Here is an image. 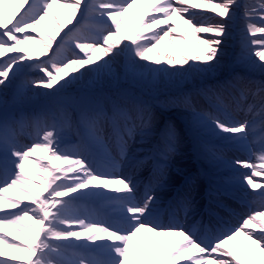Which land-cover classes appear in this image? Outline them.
Here are the masks:
<instances>
[{
    "label": "snow or ice",
    "instance_id": "obj_1",
    "mask_svg": "<svg viewBox=\"0 0 264 264\" xmlns=\"http://www.w3.org/2000/svg\"><path fill=\"white\" fill-rule=\"evenodd\" d=\"M145 2L151 7L133 32L127 13L136 0H0V86L11 83L25 62L31 67L36 61L41 75L30 83L50 90L54 97L53 108L30 118H0V264H146L139 246L132 245L133 238L142 232L151 233L144 252L153 256L157 254L150 247L154 237L177 238L166 252L164 264H178L182 259L184 264H245L226 247L238 236L250 242L249 256L253 245L264 253V203L231 226L210 227L211 221L209 225L201 222L198 234L179 222H158L153 191L149 188L138 195L136 183L116 171L126 161L134 138L150 134L151 116L145 106L135 101L122 103L118 97L106 110L101 99L90 93L71 100L59 96L86 74L101 72L122 55L131 76L139 78L137 83L144 79V72L137 68H147L148 75L154 76L188 71L197 63L210 67L220 55L228 22L238 6V0ZM56 4L66 24H60L52 11ZM206 12L213 16L205 19ZM244 17L254 55L264 61V0L258 9L246 5ZM69 24L73 26L67 27ZM37 43L40 55L33 56L25 46ZM259 68L264 72V63ZM257 91L262 94L264 112V82ZM69 105L78 113L88 136L102 146L104 126L110 127L108 139L114 141L117 152L112 155L105 146V162L99 166L83 152L61 147L64 129L70 126ZM26 119L35 123L36 138L20 143ZM199 120L214 133L228 134L225 139L245 144L254 153V158L233 163L248 169L240 179L251 189H259L264 200V183L254 179L264 176V137L258 145L247 144L253 127L248 119H222L206 112ZM175 140V130L169 129L164 146L137 163L150 161L163 177ZM34 179L40 181L39 186L34 185ZM92 203L112 209L113 216L99 218V212L88 208ZM192 203L188 191L180 207L186 210ZM5 228L14 230L23 241L10 238Z\"/></svg>",
    "mask_w": 264,
    "mask_h": 264
},
{
    "label": "bare ground",
    "instance_id": "obj_2",
    "mask_svg": "<svg viewBox=\"0 0 264 264\" xmlns=\"http://www.w3.org/2000/svg\"><path fill=\"white\" fill-rule=\"evenodd\" d=\"M259 2L260 0H238V6L234 9L232 19L230 20V24L227 25V34L223 37V43L221 45V51L220 55L217 58L216 61H213L211 66L203 65V64H194V66L189 69L188 71H180L176 72L175 70H172L171 72H160L157 73V82L160 84H164L165 82L169 83L172 81L173 84L179 85L180 87L185 88H192L195 89V95L191 96V103L193 106H196L202 110H204L202 103L200 99L205 95L209 99L214 98L213 94L214 91L217 93V97H219L218 100H220L221 106H224V108H227L228 111L231 113V115H248L250 113H255L257 111H261V93L257 91V87L261 82H264V72H262L259 68L260 63H264V61H260L259 57H256L254 55V49L255 46L250 44V40L252 37L249 36V34L246 31V19L244 17V10L246 5H252L259 8ZM243 6V7H242ZM151 7L150 3L145 2V0H136V3L133 5V7L129 10L127 13V19L131 22L132 30L133 32L138 27L141 17L148 12L149 8ZM53 12L57 13V19L60 24H66V21L64 19V16L62 15V10L59 7V4L53 5ZM199 11V10H198ZM213 16L211 12H206L204 18L210 19ZM200 19L201 17H197ZM180 23L179 21H177ZM75 23V21L73 22ZM72 27L73 25L69 24L67 27ZM181 27H184L181 23ZM45 30L50 33L51 29H48L47 26H45ZM259 35V34H258ZM167 42L161 45V50L165 49ZM30 48L32 51L33 56H39V49L41 45L39 43L34 45H28L25 46ZM195 55L196 53L193 51L192 53ZM141 64H144L145 62L141 61ZM152 67H155V65H151ZM187 67V66H185ZM136 70L140 71H147V68H137ZM240 71H245L246 73H241ZM121 72H129L128 71V65L127 60L125 56H118L116 57L112 62H110V65L108 68L103 69L101 72H91L86 74L84 77H82L78 82L74 83L71 87L66 88L65 90H78L80 87H87L88 80L89 82H96L98 84L103 83L104 79L107 77H116ZM230 73L229 78L223 79L224 76ZM104 75V76H103ZM104 77V78H103ZM255 77V81H253L251 78ZM231 82V87L227 82ZM207 82L206 86L204 83ZM19 87V86H18ZM18 87H15V90L18 89ZM222 87H227L228 90H230L233 93V98H230L225 92L222 90ZM39 86H35L32 90L38 89ZM38 91V90H37ZM49 92H46V95H49ZM1 94H5V92L0 89ZM7 96H9L10 93L6 92ZM216 97V96H215ZM8 99V97H7ZM179 105L177 106V109L173 110L172 113L164 112V117L170 118V116H174L175 118L180 119L182 122H186L187 115L186 111L184 109H187L188 106L185 105L181 100L177 101ZM137 103V102H136ZM13 104L9 105L10 110L9 113L13 114L16 118L20 119V114L24 112V110H21L20 108H16V106H12ZM249 106H256L251 108V111H249ZM40 109V108H39ZM38 109V110H39ZM37 110L33 112L30 110L29 113H24L23 115L25 117H32L36 115ZM206 113V110H204ZM248 113V114H247ZM263 116H264V112ZM224 115V114H223ZM229 115V116H231ZM4 116V115H3ZM3 116H0L2 118ZM153 116L155 114L153 113ZM228 116V117H229ZM222 119L226 118L227 116L224 115L220 116ZM31 119H26L24 121V125L26 127L28 126L27 123L31 122ZM263 124V123H261ZM253 125V123H252ZM205 126H201L200 128H186L187 133H194L196 132L198 134L196 142H200L201 140L210 141L212 142L213 139L216 140V143H219V146L225 147L224 150H234L232 153L229 151L226 153L231 159H248L249 156H243L236 152L235 148L240 147L243 144L241 143H235L229 139H225V137L228 134H219L217 135L213 131L204 130ZM260 127L261 129H259ZM263 125L254 126L250 130L249 140H253L256 136L262 133ZM207 132L205 134H202L203 132ZM110 133V127L105 124L104 126V141L105 145L102 146L97 141L94 140V142L97 143L96 146H92L91 143H89V152L88 158L94 162H96V158L91 157L92 151L97 152V154L105 155V146L107 143H114V141H110L108 139V135ZM185 137L182 136V132H179V134H176V145H183L185 142ZM187 139V138H186ZM22 143V142H21ZM87 143H85L86 146ZM132 145V142L130 143ZM129 144V145H130ZM197 147V145H195ZM88 148V147H87ZM99 155V156H100ZM128 164L126 165V168L122 170L123 175L128 176L129 178L131 176H136L134 178V182L136 183L138 187V195H143L144 191L146 190V177L147 173L151 169V165H147L148 162L139 164L137 163V158L133 155H129L128 157ZM254 158V157H253ZM132 167L133 163H135ZM183 164V163H182ZM185 168H189L188 171L182 172V174L188 175L189 171H193V180L190 179L188 188L184 189L185 192H182L181 190L178 192L176 198V202L172 205L173 210V218L168 219L167 212L165 211L170 205L168 204V200L176 193L177 187L180 185V182L184 179L185 176H181V174H178V177L181 178L177 182L176 176L173 178L170 174H168L167 171H165V174L163 178H168L167 181L160 185L156 190V193H161V195L156 196V201L159 199H164L162 206L166 207V209L163 210V212L159 213V221L160 223H169V222H181V224L185 225V227L191 228L192 231L197 232L200 234L202 230L198 227H192L193 222L195 221L197 217V213H195L196 209L191 211L192 208L198 206L200 202L202 201L204 203L205 199L208 198V193L211 195L216 189L215 184V178H210L209 181L206 183V186H201V184L197 183V181L200 179V172L202 170L206 169V165H202L200 163L195 162H187L181 165ZM231 166V167H230ZM227 167H230V172H226ZM225 170L224 177L230 178L233 175L239 176L242 172L248 171V169L243 168L242 166L235 165L234 163H231L229 160H225L223 162V165L221 166V171ZM120 173V172H119ZM156 174L153 175V178ZM170 176V178H169ZM152 178V179H153ZM162 178L160 175L156 176L155 180L152 181V179L149 180V183H153V186L151 190H155L156 184L158 181ZM173 178V179H172ZM255 181L264 183V176L262 177H255ZM176 180V181H175ZM188 183V182H187ZM209 186V187H208ZM226 190L223 193V196L225 197L226 194H230L233 197L238 198L241 202L247 205L248 208H256L259 207L261 203H264V200L261 199V197L258 195L259 189L253 190L250 187L246 186V181H241V184H235L232 183L231 185H227V183L222 184L220 191L222 192L223 189ZM188 191H191L192 197H193V203L189 208L186 210L180 207V202ZM210 191V192H209ZM175 201V200H174ZM98 204V203H97ZM96 204V205H97ZM88 208L90 211H96L99 212V209L93 210V206L91 204L88 205ZM108 211H112V209L105 208ZM197 214V215H196ZM200 214V213H199ZM240 218H237L239 220ZM185 220V222H184ZM237 221H235L236 223ZM151 236V233L142 232L138 234L137 237L133 238L132 245L139 246L140 255L142 256V253L147 247V240ZM159 240V246H158V254L159 256L149 258L148 261H146V264H164L165 254L168 251V249L171 247L172 242L176 240L175 237H154ZM249 241H245L244 237L238 236L235 240L230 241L227 248H230L232 251H235L238 255L241 256V258L244 260L245 264H264V253H261L259 249H257L254 245L253 251L251 253V256L248 254V248L247 244H249ZM258 257V259L256 258ZM148 262V263H147ZM178 264H184L183 259L178 262Z\"/></svg>",
    "mask_w": 264,
    "mask_h": 264
},
{
    "label": "rangeland",
    "instance_id": "obj_3",
    "mask_svg": "<svg viewBox=\"0 0 264 264\" xmlns=\"http://www.w3.org/2000/svg\"><path fill=\"white\" fill-rule=\"evenodd\" d=\"M258 1V0H257ZM243 7V6H242ZM230 22V21H229ZM228 22V23H229ZM84 21H81V24H83ZM230 24V23H229ZM70 27V26H69ZM77 27H80V25H77ZM67 30V29H65ZM51 35V32L48 33ZM37 40L40 39L39 36L36 37ZM36 61L32 62V66L29 67L28 63L25 62L20 69L17 70L16 77L11 81V83H8L6 85L0 86V89H2L5 94L0 93V116L8 115L9 117L16 118L13 114L9 113L10 107L9 105L13 104L12 106H16V108H20L21 110H24L20 114L22 116L24 113H29L30 110L35 112L37 110L36 114H39L41 112L48 111L49 109L54 107L53 101L54 97L49 95H46L45 93L49 90L44 89L42 87H39L36 90H32L35 86H33L30 82L34 79H38L41 75L38 73L36 67H35ZM140 71V70H136ZM144 72V79L137 83V79H134L129 72H121L116 77H107L104 79L103 83H96L93 81L89 82L87 87H80L78 90H64L62 93L59 94L60 98L62 100H71L73 98H77L80 95H83L85 93H90L95 96H98L101 101L104 103V106L107 109H110L111 107V100L117 99L118 97L121 98L122 103L135 101L143 106H145L150 113L151 116V131L150 134L143 139L139 135H137L134 140L132 141L133 146H130L134 149H137L138 153H140V156H147L148 151L151 150L153 144L157 141V143L162 142L161 145H159V148H162L165 143V137L169 129H174L176 134H179V132H182V136L185 137V142L183 145H176L175 144V151L171 153L169 156L168 161V167L166 171L168 174H170L173 178L176 176L178 177V174L182 175V172L188 171L190 168H185L181 165L184 163H187L191 161L194 158V161L197 163H201L203 166L206 165V171L209 170L210 174L217 177V184L227 183V185H231V183L235 184H241L240 174L239 176L233 175L230 178L223 177L222 173H225V170L221 171V166L223 165V162L225 160H229L231 163L235 161V159H231L229 156L226 155V152L221 150H216L211 147L210 141L201 140L200 142H196L198 134L196 132L194 133H187L188 127L190 128H200L203 126L200 123L199 117H201L205 112H212L215 114H221V112H225V109L222 108L220 104V100L217 99V93L214 91L213 97L214 98H208L207 96H203L200 101L202 103V106L204 110L193 106L191 103V96L195 95L196 90L192 88H185L180 87L179 85H175L171 82L164 84H160L157 82V76L158 74H155L154 76H149L147 71ZM241 73H246L245 71H240ZM104 76V75H103ZM230 76V73H227L223 79H228ZM104 78V77H103ZM253 81H255V77L251 78ZM231 87L232 83L227 82ZM207 82L204 83L206 86ZM19 86V87H18ZM15 87H18V89L15 90ZM37 87V86H36ZM38 90V91H37ZM222 90L227 94L230 98H233V93L227 89V87H222ZM6 92L10 93L9 96H7ZM216 96V97H215ZM8 97V99H7ZM178 100H181L185 105L188 106L187 109H184L186 111L187 119L186 122H182L180 119L175 118L173 115L170 116V118L164 117V112L172 113L173 110L177 109L176 105L178 104ZM14 106V107H15ZM40 108V109H39ZM39 109V110H38ZM69 115L71 117L70 120V126H66L63 133V143L61 147L63 150L68 152H83L85 155H89V143L94 147H97V143L94 142L92 138H90L87 134V131L85 127L79 123V115L75 111L73 107L69 105L68 107ZM153 113L155 116H153ZM262 115V114H257ZM24 116V115H23ZM19 120V118H16ZM26 125H24L23 132L19 136L20 143H30L33 139L36 138L37 128L35 126V123L33 121L28 122ZM204 130L210 131L209 128L204 127ZM207 132H203L202 134H205ZM208 134V133H207ZM219 135V134H217ZM215 141V139H213ZM212 140V141H213ZM257 142V141H256ZM85 143L86 146H85ZM108 144V143H107ZM110 147L111 145L108 144ZM195 145H197L198 149H195ZM251 145V144H249ZM88 147V148H87ZM198 151V154H195ZM241 154H247L250 153L248 151V148L243 145L239 149ZM251 154V153H250ZM39 155H46L45 153H39ZM93 155V151L91 153ZM95 155V151H94ZM183 163V164H182ZM231 167V166H230ZM230 167H227L226 172H230ZM190 170V169H189ZM200 172V182L199 180L197 183H200L201 186L203 185V181L206 180L205 178H202V175L206 173ZM170 178V176H169ZM172 178V179H173ZM168 179V178H167ZM166 178H163L160 180V182L157 184L155 188L154 195H161V193H156L158 190L157 188L164 184L167 181ZM175 179V178H174ZM132 180H134L132 178ZM180 180V178H177V182ZM176 181V180H175ZM40 181L38 179H34V185L39 186ZM157 189V190H156ZM233 200L236 198H232ZM238 200V199H237ZM236 200V201H237ZM159 201L163 202L164 199H160ZM238 202V201H237ZM159 203V204H158ZM202 203V202H201ZM92 203L93 210L99 209L101 219H109L104 217L103 214H106V216H113L112 211H108L106 209H101L99 204ZM157 209L160 208V202H156ZM242 208V211L245 210V213L248 212L242 206H239ZM197 208V209H196ZM110 209V208H109ZM193 209L198 212L200 210V205L194 207ZM230 209V208H229ZM230 211H233L230 209ZM4 231L8 233L9 237L16 236L19 241H23V237L19 236L18 233H16L14 230L5 228ZM154 239V244L150 246L152 249L158 252V246H159V240L156 238ZM148 247V246H147ZM156 257L159 256L157 253L154 255ZM153 255L146 254L144 251L142 253V257L145 259V262L149 260V258L154 257ZM258 259V257L256 256ZM148 263V262H147Z\"/></svg>",
    "mask_w": 264,
    "mask_h": 264
}]
</instances>
